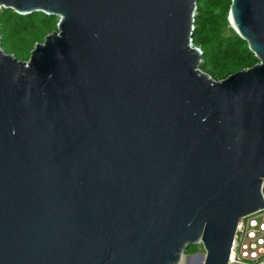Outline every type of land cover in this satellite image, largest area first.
Masks as SVG:
<instances>
[{
	"label": "water",
	"instance_id": "95a60500",
	"mask_svg": "<svg viewBox=\"0 0 264 264\" xmlns=\"http://www.w3.org/2000/svg\"><path fill=\"white\" fill-rule=\"evenodd\" d=\"M200 0H0L59 18L0 41V264H229L264 207V0L229 21L259 62L201 69Z\"/></svg>",
	"mask_w": 264,
	"mask_h": 264
},
{
	"label": "trees",
	"instance_id": "16d2710c",
	"mask_svg": "<svg viewBox=\"0 0 264 264\" xmlns=\"http://www.w3.org/2000/svg\"><path fill=\"white\" fill-rule=\"evenodd\" d=\"M232 0H200L193 41L202 52L201 69L215 80L247 69L259 62L248 43L234 30L229 21ZM58 17L44 12L22 15L13 9L0 10V26L10 23L8 32L0 27L2 40L9 35L10 46L16 48L21 60H28L37 42L57 29ZM37 37V38H36ZM3 49L4 43L2 44Z\"/></svg>",
	"mask_w": 264,
	"mask_h": 264
},
{
	"label": "built area",
	"instance_id": "2783aa9c",
	"mask_svg": "<svg viewBox=\"0 0 264 264\" xmlns=\"http://www.w3.org/2000/svg\"><path fill=\"white\" fill-rule=\"evenodd\" d=\"M229 264H264V207L240 219Z\"/></svg>",
	"mask_w": 264,
	"mask_h": 264
},
{
	"label": "rangeland",
	"instance_id": "374dc122",
	"mask_svg": "<svg viewBox=\"0 0 264 264\" xmlns=\"http://www.w3.org/2000/svg\"><path fill=\"white\" fill-rule=\"evenodd\" d=\"M58 22H59V18H57V20H56V25L58 24ZM10 25H11L10 23H5V24H3L0 27L6 28L5 31L8 32V29H10ZM0 41H1V47H2V44L4 43V48H5V51L7 53H12L14 55L16 54L17 56H19V54L17 53L16 48H12L10 46L9 35H8V37H6V40H2L1 29H0ZM202 253H204V249H203L202 243H198V244L191 245L190 248H188L185 251L184 258H186V259H184L185 260V263L184 264H188L190 262V260L187 261L189 257L191 258V261H192L191 264H199V262H200L199 255L202 254ZM195 256H197V257H195ZM192 257H195V258L192 260Z\"/></svg>",
	"mask_w": 264,
	"mask_h": 264
},
{
	"label": "bare ground",
	"instance_id": "6f19581e",
	"mask_svg": "<svg viewBox=\"0 0 264 264\" xmlns=\"http://www.w3.org/2000/svg\"><path fill=\"white\" fill-rule=\"evenodd\" d=\"M195 257H197V256H195ZM195 257H192V260L195 258ZM184 259H186V258H184V256H183V258H182V260H181V264H184L185 263V260ZM190 260V262L188 263V264H191V258L189 257L188 258V260L187 261H189Z\"/></svg>",
	"mask_w": 264,
	"mask_h": 264
}]
</instances>
